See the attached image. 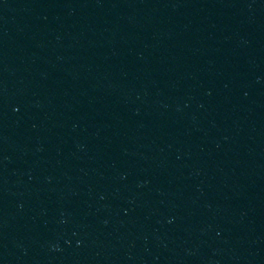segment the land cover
Here are the masks:
<instances>
[{
  "label": "water",
  "instance_id": "water-1",
  "mask_svg": "<svg viewBox=\"0 0 264 264\" xmlns=\"http://www.w3.org/2000/svg\"><path fill=\"white\" fill-rule=\"evenodd\" d=\"M0 264H264V0H0Z\"/></svg>",
  "mask_w": 264,
  "mask_h": 264
}]
</instances>
